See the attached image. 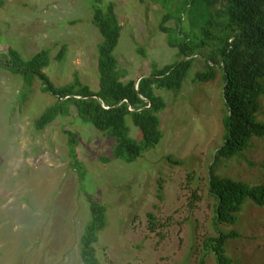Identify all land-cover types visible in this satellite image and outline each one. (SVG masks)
Returning a JSON list of instances; mask_svg holds the SVG:
<instances>
[{"label": "rangeland", "instance_id": "374dc122", "mask_svg": "<svg viewBox=\"0 0 264 264\" xmlns=\"http://www.w3.org/2000/svg\"><path fill=\"white\" fill-rule=\"evenodd\" d=\"M104 1L115 3L122 25L115 53L125 79L179 58L168 34L159 29L166 13L161 2ZM179 2L172 0L171 10ZM92 3L0 0V54L11 46L29 58L48 49L51 63L45 72L56 85L78 74L98 90L101 35L91 22ZM183 21L191 29L186 15ZM193 31L200 35L198 28ZM202 65L198 58L179 92L158 91L167 101L160 113L163 136L133 162L113 158L116 140L73 111L37 130L35 119L55 97L41 90L39 80L29 88L22 76L0 66V264H82L79 240L90 213L69 165L65 128L79 135L86 191L108 206V225L96 244L102 264H217L211 250L205 254V242L231 231L237 234L226 241L232 264H264V207L246 199L236 223L216 224L209 194L211 167L219 176L264 183V139L253 138L243 153L215 164L223 143V79L216 68L213 80L194 82ZM257 116L264 122V96ZM126 121L130 135L142 140L131 118ZM149 212L155 215L154 232L148 227Z\"/></svg>", "mask_w": 264, "mask_h": 264}, {"label": "trees", "instance_id": "16d2710c", "mask_svg": "<svg viewBox=\"0 0 264 264\" xmlns=\"http://www.w3.org/2000/svg\"><path fill=\"white\" fill-rule=\"evenodd\" d=\"M154 1L166 8L159 29L168 34V44L177 49L179 58L163 66L155 64L149 73L151 76L142 78L138 88L136 79H125L126 72L115 53L122 25L113 1L93 0L92 3L91 22L101 35L97 45L98 90L83 83L78 74L74 81L56 85L45 72L51 63L48 49H41L29 58L11 46L0 54V66L22 76L29 88L39 80L41 90L55 97L35 119L36 129L43 130L58 117L69 116L73 111L96 130L116 140L113 158L133 162L163 136L160 113L167 107V101L158 91L179 92L198 58H202L204 65L195 72L194 82L213 80L216 68L223 79L226 108L222 117L223 143L214 156L215 164L243 153L251 146L253 138L264 139V122L257 116L260 98L264 96V0H180L176 10L170 8L172 0ZM185 15L189 30L183 23ZM172 19L174 26L168 25ZM200 22L203 24L199 26ZM197 28L200 35L193 31ZM64 49L57 59H61ZM93 94L98 97H92ZM129 104L133 110H129ZM127 117L140 129L142 140L130 135ZM63 133L67 138L69 165L77 173L89 205L90 217L79 240L80 258L82 264H102L96 244L108 225V206L85 189L87 167L77 151L78 133L67 128ZM213 170L211 167L209 194L215 200L216 224L236 223L246 199L264 207V183L252 185L230 176L216 175ZM159 185L160 194L161 181ZM195 198L198 200L199 196ZM148 222L150 231L154 232L157 223L152 212L148 213ZM236 235L235 231L218 232L205 242V254L211 250L217 264H232L233 259L226 253V241Z\"/></svg>", "mask_w": 264, "mask_h": 264}, {"label": "water", "instance_id": "95a60500", "mask_svg": "<svg viewBox=\"0 0 264 264\" xmlns=\"http://www.w3.org/2000/svg\"><path fill=\"white\" fill-rule=\"evenodd\" d=\"M149 76H151V75H149V74H143V75H140V76L135 80L136 88H138V84H139V82H140V80H141L142 78H144V77H149ZM92 97L97 98L98 96H97L96 94H93ZM145 100H146V99H145ZM149 106H150V104H149L148 106H146V107H149ZM146 107H145V108H146ZM129 110H133V109L130 107V104H129Z\"/></svg>", "mask_w": 264, "mask_h": 264}]
</instances>
